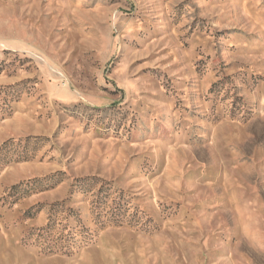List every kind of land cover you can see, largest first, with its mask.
Masks as SVG:
<instances>
[{
	"label": "rangeland",
	"instance_id": "374dc122",
	"mask_svg": "<svg viewBox=\"0 0 264 264\" xmlns=\"http://www.w3.org/2000/svg\"><path fill=\"white\" fill-rule=\"evenodd\" d=\"M0 264H264V0H0Z\"/></svg>",
	"mask_w": 264,
	"mask_h": 264
}]
</instances>
